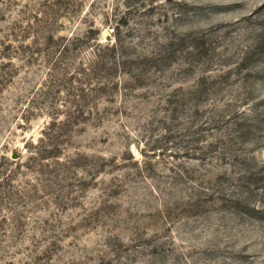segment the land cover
I'll use <instances>...</instances> for the list:
<instances>
[{"label": "rangeland", "instance_id": "374dc122", "mask_svg": "<svg viewBox=\"0 0 264 264\" xmlns=\"http://www.w3.org/2000/svg\"><path fill=\"white\" fill-rule=\"evenodd\" d=\"M0 264H264V0H0Z\"/></svg>", "mask_w": 264, "mask_h": 264}]
</instances>
